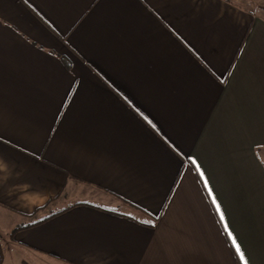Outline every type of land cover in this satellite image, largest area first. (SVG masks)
<instances>
[{
    "label": "crops",
    "instance_id": "1",
    "mask_svg": "<svg viewBox=\"0 0 264 264\" xmlns=\"http://www.w3.org/2000/svg\"><path fill=\"white\" fill-rule=\"evenodd\" d=\"M247 1L0 0V264H264Z\"/></svg>",
    "mask_w": 264,
    "mask_h": 264
},
{
    "label": "trees",
    "instance_id": "2",
    "mask_svg": "<svg viewBox=\"0 0 264 264\" xmlns=\"http://www.w3.org/2000/svg\"><path fill=\"white\" fill-rule=\"evenodd\" d=\"M57 213H50L49 215H47L46 217L42 218V219H38V220H35L33 222H30V223H27V224H24V225H20L18 227H16L13 232H12V235H14L15 233L23 230V229H26V228H29V227H32V226H35V225H38L48 219H50L51 217H53L54 215H56Z\"/></svg>",
    "mask_w": 264,
    "mask_h": 264
},
{
    "label": "rangeland",
    "instance_id": "3",
    "mask_svg": "<svg viewBox=\"0 0 264 264\" xmlns=\"http://www.w3.org/2000/svg\"><path fill=\"white\" fill-rule=\"evenodd\" d=\"M245 4L248 7L253 8L257 12L264 14V0H250V1L245 2Z\"/></svg>",
    "mask_w": 264,
    "mask_h": 264
},
{
    "label": "snow or ice",
    "instance_id": "4",
    "mask_svg": "<svg viewBox=\"0 0 264 264\" xmlns=\"http://www.w3.org/2000/svg\"><path fill=\"white\" fill-rule=\"evenodd\" d=\"M6 166H7L6 159L0 158V171H3L4 167H6ZM237 251H239V246L238 245H237ZM245 264H247V262H245Z\"/></svg>",
    "mask_w": 264,
    "mask_h": 264
}]
</instances>
